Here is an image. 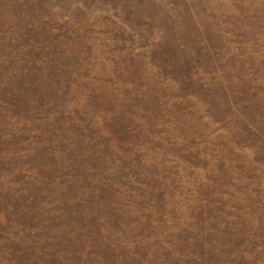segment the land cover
Instances as JSON below:
<instances>
[{"label": "rangeland", "instance_id": "1", "mask_svg": "<svg viewBox=\"0 0 264 264\" xmlns=\"http://www.w3.org/2000/svg\"><path fill=\"white\" fill-rule=\"evenodd\" d=\"M0 264H264V0H0Z\"/></svg>", "mask_w": 264, "mask_h": 264}]
</instances>
